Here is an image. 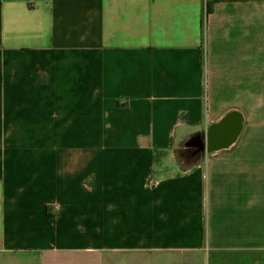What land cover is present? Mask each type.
I'll list each match as a JSON object with an SVG mask.
<instances>
[{
    "label": "crops",
    "instance_id": "1",
    "mask_svg": "<svg viewBox=\"0 0 264 264\" xmlns=\"http://www.w3.org/2000/svg\"><path fill=\"white\" fill-rule=\"evenodd\" d=\"M0 264H264V0H0Z\"/></svg>",
    "mask_w": 264,
    "mask_h": 264
},
{
    "label": "flooded vegetation",
    "instance_id": "2",
    "mask_svg": "<svg viewBox=\"0 0 264 264\" xmlns=\"http://www.w3.org/2000/svg\"><path fill=\"white\" fill-rule=\"evenodd\" d=\"M191 144L193 145H201L200 139H193V141L191 142Z\"/></svg>",
    "mask_w": 264,
    "mask_h": 264
},
{
    "label": "trees",
    "instance_id": "3",
    "mask_svg": "<svg viewBox=\"0 0 264 264\" xmlns=\"http://www.w3.org/2000/svg\"><path fill=\"white\" fill-rule=\"evenodd\" d=\"M210 12V10L208 9V13Z\"/></svg>",
    "mask_w": 264,
    "mask_h": 264
}]
</instances>
